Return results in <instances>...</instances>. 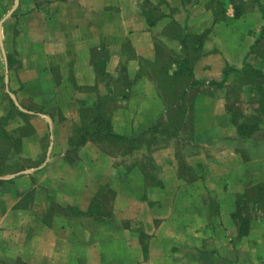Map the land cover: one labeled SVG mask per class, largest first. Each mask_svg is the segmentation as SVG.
Here are the masks:
<instances>
[{
  "label": "crops",
  "instance_id": "1",
  "mask_svg": "<svg viewBox=\"0 0 264 264\" xmlns=\"http://www.w3.org/2000/svg\"><path fill=\"white\" fill-rule=\"evenodd\" d=\"M219 1L0 0V264H264V0ZM160 73L192 129L106 136L170 128Z\"/></svg>",
  "mask_w": 264,
  "mask_h": 264
},
{
  "label": "rangeland",
  "instance_id": "2",
  "mask_svg": "<svg viewBox=\"0 0 264 264\" xmlns=\"http://www.w3.org/2000/svg\"><path fill=\"white\" fill-rule=\"evenodd\" d=\"M215 9L217 11V16L220 15V13L224 12V8H226V3L225 2H220L219 0L216 1L215 0ZM205 34V33H204ZM203 34H192L191 37H195V39H193V43L194 44H199L202 50V44L204 42L203 39ZM205 36H209L205 35ZM199 41H201L202 43H200ZM197 48V47H196ZM200 50V49H199ZM198 50V51H199ZM202 53L201 52H197V53H193L192 54V61H191V66L195 65V63L201 58ZM158 78H159V85H161L162 88L165 89V92L167 93L168 99L171 98V102H169L171 105H176V112L177 111H184L183 109H185V112L187 113L188 111V107L190 108V114H188V118H187V122H189L188 126H187V131L192 129V123L194 122V113H193V104L195 103L196 100V93H197V89L192 90L194 88L191 89V91L189 93H187V97H186V101H181V96H182V92L184 93L186 91V87L190 86L193 87L194 85H197V83L194 82V85H188V82L180 77H175L173 79V81H170L167 79V77L165 75H163L162 73L158 74ZM252 77H249L247 75H241V76H233L230 77L228 80V86L231 90H229V99L228 102L231 103V107H233L232 111L234 114L241 116L242 112L245 113L246 111L248 112V117L251 116V118H253L254 115V110L250 107V102L248 101L245 97V93L242 94L241 92H245L242 91L240 89L247 88L250 86H248V83H250V81L252 80ZM161 82V83H160ZM199 84V83H198ZM233 89V90H232ZM184 102V103H183ZM187 104V106L185 105ZM183 108V109H182ZM180 113V112H179ZM178 118V117H177ZM174 119V126L179 127L178 125H176ZM177 122L180 123L181 119L178 118ZM194 125V123H193ZM180 128V127H179ZM181 130V128H180ZM181 150V149H179Z\"/></svg>",
  "mask_w": 264,
  "mask_h": 264
},
{
  "label": "trees",
  "instance_id": "3",
  "mask_svg": "<svg viewBox=\"0 0 264 264\" xmlns=\"http://www.w3.org/2000/svg\"><path fill=\"white\" fill-rule=\"evenodd\" d=\"M185 31H187V30H185ZM184 37H185L184 38V44H185V47H186L185 49H186L187 54H188L187 56L189 58H191L190 52L192 51V52L195 53L198 50L196 48V44L193 43V39H195V37L194 38L193 37L190 38L189 35H187V33L185 34ZM199 42L202 43L201 41H199ZM185 65L186 66L184 67V71L185 72L187 71V73H188V68H189V66H191V62L186 61ZM189 71H190V69H189ZM167 79L170 80V81H173V79H171V78H168L167 77ZM185 80L189 83V80H190L189 79V76L186 77ZM167 110H168V112H171L170 113V117H171L170 122H171V125L169 124V126H170L169 129H167L166 126H163L162 123H158V124H156V125H154L152 127H149L147 130H145L144 132H142L141 136H139L137 138H122V137H119V136L113 134L111 132V130L109 131L108 129H106L107 130V135L106 136L112 138V140H114L116 142H121V143L128 144V146H130L129 147L130 149H134L141 142L142 136L143 135H146L147 133H149L151 131L167 133L168 135H171L173 132H175L177 134L180 131V128L181 129L184 128V122L186 121V112L185 111L182 112L180 110L176 112L177 109H175L174 106L171 105V104L168 105ZM180 115L182 116V121H181V123H178L177 122V119H178L177 117H179ZM174 119H176L175 120V123L180 128L179 127H176V126H174V124H172V122H173ZM241 130H240V132H241V134H243V136H249L248 135L249 133H244V129L243 128H241ZM245 131H248V129L245 130ZM175 133H173L174 136L176 135ZM169 142L170 141H165L162 145L163 146H168L170 144ZM256 200L264 201V188H261V189L258 190L257 194H255L254 199H252L251 202H253V201L255 202ZM246 206H247L246 204H243L242 205V203H238V218H239L238 225H239V236L240 237L247 236V234L249 233L250 223L252 222V218H251V215L250 214L247 215V216H243L244 213H248V209H247Z\"/></svg>",
  "mask_w": 264,
  "mask_h": 264
}]
</instances>
